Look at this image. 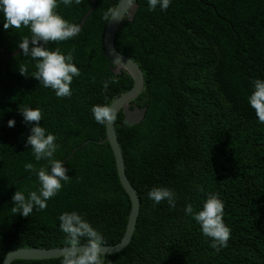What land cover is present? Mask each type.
<instances>
[{"label": "trees", "instance_id": "trees-1", "mask_svg": "<svg viewBox=\"0 0 264 264\" xmlns=\"http://www.w3.org/2000/svg\"><path fill=\"white\" fill-rule=\"evenodd\" d=\"M96 1L78 36L47 45L65 55L73 51L81 75L73 78L71 97H57L40 85L32 76L35 61L22 51L0 54V264L14 249L69 245L59 229L64 212L82 215L104 244L124 236L131 200L105 140L106 124L96 123L91 108L110 105L134 80L126 72L113 73L104 49L105 15L118 0ZM137 2L135 18L121 23L115 46L144 72V90L135 102L147 112L140 123L123 127L120 111L115 126L141 208L130 244L105 254L104 264H264V124L248 103L252 82L264 79V0H171L166 11L158 6L151 12L147 0ZM90 6L80 0L70 7L61 3L56 11L79 25ZM4 22L0 13V50L14 52L30 38V29H4ZM106 79L117 83L104 92ZM24 106L42 110L40 124L56 136L55 158L65 161L70 178L45 210L34 209L29 217L10 210L17 190L38 187L25 165L45 163H37L27 145L35 122H24ZM10 119L16 121L11 128ZM154 187L173 189L175 208L166 201L154 204L148 198ZM209 194L224 202L223 221L230 229L219 251L184 211L187 204L201 210Z\"/></svg>", "mask_w": 264, "mask_h": 264}, {"label": "clouds", "instance_id": "clouds-1", "mask_svg": "<svg viewBox=\"0 0 264 264\" xmlns=\"http://www.w3.org/2000/svg\"><path fill=\"white\" fill-rule=\"evenodd\" d=\"M131 8L136 7L137 0H126ZM70 7L80 0H0V13L4 18V29L29 28L31 36L25 37L17 46L22 49L25 57L35 61V72L32 76L44 88H50L57 97H71V84L74 77L81 75L80 69L73 62V51L65 55L60 48L49 49L50 42L70 40L80 33V27L64 19L56 9L59 4ZM171 0H147L148 11H155L159 6L166 11ZM120 19L117 10L109 9L105 15L107 20ZM31 44V47H30ZM21 73H27V68L20 67ZM115 79L103 81V91L107 92ZM253 92L248 97V103L260 123L264 124V79L257 78L253 82ZM20 113L27 124H32L31 134L27 136V145L31 146L32 155L37 163H45L37 167L27 163L25 170L37 177L38 187L35 190L19 189L12 195L11 213L29 217L33 210L43 211L48 201L55 197L64 184L70 181L66 175L67 169L63 161L55 158L59 145L55 142L56 136L41 126L42 110L28 106L20 107ZM91 112L96 123L109 124L116 119V109L108 104L93 105ZM16 121L10 119L8 127H14ZM202 190V189H201ZM148 198L154 204L166 201L170 208H175L177 196L173 189L168 187H154L148 192ZM185 214L200 226L202 234L213 241L211 247L219 251L226 247L230 237V229L223 221L224 202L218 194H209L199 211H194L191 204H187ZM59 229L67 239L69 247L64 249L62 264H104L103 235L94 228L82 215L76 211L64 212L58 217ZM81 240L85 243L81 245Z\"/></svg>", "mask_w": 264, "mask_h": 264}, {"label": "water", "instance_id": "water-1", "mask_svg": "<svg viewBox=\"0 0 264 264\" xmlns=\"http://www.w3.org/2000/svg\"><path fill=\"white\" fill-rule=\"evenodd\" d=\"M89 1L91 2V6L83 15L78 25L80 27V31L83 29L84 24L96 7V0ZM139 6L140 4L137 2L136 7L131 8L128 6L126 0H118L116 6L114 7V10H117L120 13V19H112V17L110 16L106 24L104 35V49L107 57L113 64V73L115 75H119L126 72L130 74L134 80L132 88L116 97L110 104V106H113L116 109V117L120 111L123 113L124 117L120 122L121 126L123 127H132L135 124L140 123L144 119L147 112V106L140 107L135 102L144 90V72L141 69L140 65L133 58L120 52L115 46V37L121 23L124 21V19L132 22L139 9ZM21 51L22 49L18 47L14 52H5L0 50V54L8 57H14ZM105 140L110 143L115 157L120 181L131 200V211L123 238L121 239V241L115 244H104L105 253L114 254L122 251L130 244L136 230L141 202L137 189L129 179L126 172L124 155L119 142L115 121L106 124ZM63 164L65 165V161L63 162ZM67 247H69V245L51 248L22 247L14 249L12 251H9L5 255L2 264H13V262L18 259L45 260L59 258L63 256L64 249H66Z\"/></svg>", "mask_w": 264, "mask_h": 264}]
</instances>
